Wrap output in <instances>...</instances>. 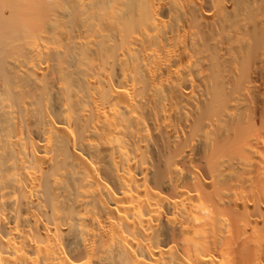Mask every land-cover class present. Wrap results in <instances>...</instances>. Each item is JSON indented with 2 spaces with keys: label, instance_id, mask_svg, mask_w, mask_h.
Instances as JSON below:
<instances>
[{
  "label": "bare ground",
  "instance_id": "bare-ground-1",
  "mask_svg": "<svg viewBox=\"0 0 264 264\" xmlns=\"http://www.w3.org/2000/svg\"><path fill=\"white\" fill-rule=\"evenodd\" d=\"M0 264H264V0H0Z\"/></svg>",
  "mask_w": 264,
  "mask_h": 264
}]
</instances>
